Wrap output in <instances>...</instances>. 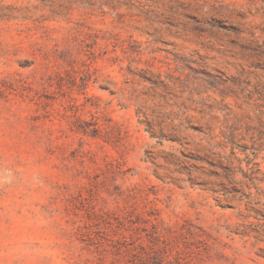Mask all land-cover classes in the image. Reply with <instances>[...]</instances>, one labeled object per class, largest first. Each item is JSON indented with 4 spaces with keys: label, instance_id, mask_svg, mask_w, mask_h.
<instances>
[{
    "label": "rangeland",
    "instance_id": "obj_1",
    "mask_svg": "<svg viewBox=\"0 0 264 264\" xmlns=\"http://www.w3.org/2000/svg\"><path fill=\"white\" fill-rule=\"evenodd\" d=\"M0 264H264V0H0Z\"/></svg>",
    "mask_w": 264,
    "mask_h": 264
}]
</instances>
